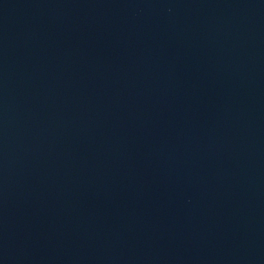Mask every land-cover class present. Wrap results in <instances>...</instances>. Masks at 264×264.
<instances>
[{
	"label": "water",
	"instance_id": "95a60500",
	"mask_svg": "<svg viewBox=\"0 0 264 264\" xmlns=\"http://www.w3.org/2000/svg\"><path fill=\"white\" fill-rule=\"evenodd\" d=\"M0 264H264V0H0Z\"/></svg>",
	"mask_w": 264,
	"mask_h": 264
}]
</instances>
